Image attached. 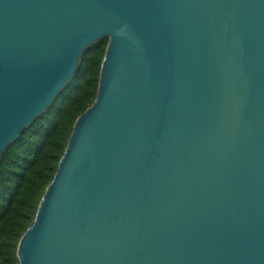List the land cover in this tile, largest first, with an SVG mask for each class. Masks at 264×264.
<instances>
[{
    "label": "water",
    "instance_id": "water-1",
    "mask_svg": "<svg viewBox=\"0 0 264 264\" xmlns=\"http://www.w3.org/2000/svg\"><path fill=\"white\" fill-rule=\"evenodd\" d=\"M100 35L16 264H264V0H0V153Z\"/></svg>",
    "mask_w": 264,
    "mask_h": 264
},
{
    "label": "trees",
    "instance_id": "trees-1",
    "mask_svg": "<svg viewBox=\"0 0 264 264\" xmlns=\"http://www.w3.org/2000/svg\"><path fill=\"white\" fill-rule=\"evenodd\" d=\"M108 37L85 45L52 100L0 153V264H16V244L31 221L75 117L95 96Z\"/></svg>",
    "mask_w": 264,
    "mask_h": 264
}]
</instances>
